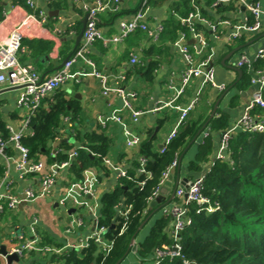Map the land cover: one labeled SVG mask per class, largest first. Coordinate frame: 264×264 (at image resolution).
<instances>
[{
	"label": "crops",
	"instance_id": "obj_1",
	"mask_svg": "<svg viewBox=\"0 0 264 264\" xmlns=\"http://www.w3.org/2000/svg\"><path fill=\"white\" fill-rule=\"evenodd\" d=\"M173 1L167 0L159 6H144L143 0H117L118 11L99 12L96 16L97 26L105 37L117 35L119 33L118 19L130 18L133 13L142 10L143 23L150 28L159 25L163 27L164 21L172 14ZM33 2L32 8L27 0L22 4L14 3L13 0H2L0 42L6 41L12 28L22 24V48L17 55L19 61L22 64L34 66L41 77H49L58 69L65 57L71 56L82 44L81 37L75 47L76 38L83 27V20L95 0H53L50 4L46 0H33ZM247 2L252 1L247 0ZM256 2L264 11V0ZM215 3L213 1L212 5ZM236 3L240 6L236 11L221 15L212 8L209 9L211 18H204L207 22L194 20L202 23L205 28L199 30L206 42L201 51H199L200 40L191 31L188 34L179 32L177 38L166 49L160 46L152 50L151 55L147 57H144L143 53L152 42L158 45L159 39L158 37L152 39L146 31L144 32L147 33V38L142 39L128 35L129 37L121 41H95L89 48V55L96 68L107 76V85L117 86L118 81L115 77L124 75L125 79L121 82V86L129 95L132 108L144 113L134 120L130 111L125 108L121 97L115 93L103 95L98 78L92 75L89 67L77 62L71 66L72 77L60 88L66 91L67 97L77 101L78 114L73 119L67 116L62 120V127L59 129L62 136L54 142L53 147L55 148L60 141H63L62 139L69 140L74 130L85 133L97 129L104 132L110 139L105 159L124 170L135 151L134 147L127 145L128 140L137 137L140 141L149 134L155 148L159 149L158 146L165 144L170 133L174 130L177 132L183 125L180 117L181 110L164 104L181 84V73L188 64L183 52V48L186 47L193 57V64L211 71L213 81L222 87L221 89L213 87L205 82L203 77H196L190 80L184 92L176 100L182 109L192 105L187 118H197L204 123L200 132L198 131L199 134L177 158L179 165L174 172L170 171L160 185L157 195L164 197L166 201L170 198L178 178L179 180L185 178V183H188L202 176L216 160L221 132L229 128L242 115L247 102L256 94L252 91L245 97L240 92L247 90L260 72L264 71L263 68H254V63L260 59L258 54L264 48V23L257 30L238 29V26H250L248 16L251 15L253 20V15L245 8L242 9L243 5L238 1ZM40 12L45 18L44 22L39 15ZM40 42L49 43V49ZM132 56L137 58V62H131ZM242 57L246 59V62L237 65V61ZM142 58L146 62L157 61L151 77H146L142 72L134 70L135 63ZM243 74L246 75L244 78H242ZM261 89L262 87L260 93ZM20 91V86L0 84V117L5 127L13 131L22 125L26 115V110L18 105ZM48 105L49 99H45L42 106L47 108ZM155 107L161 108L151 110ZM213 111V116L210 117ZM222 114L228 119V125L222 130L212 129L209 124L210 118L219 117ZM207 137H210L213 142L212 151L208 155V160L200 163V170L194 171L190 169L189 163L195 160L198 145ZM18 156L19 152L11 142H7L0 153V192H3L5 187H10L20 200L14 209L5 207L0 214V249L7 251L11 247H20L21 244L33 238L32 230L39 238L44 237L46 241H51L45 245L57 248H63L66 244L76 246L85 243L94 227L93 212L88 207L72 205L71 198L66 201L68 205L61 203L67 184L75 181L72 180L74 174L71 166L73 162L78 161L77 158H72L68 166L59 171L56 183L45 196L35 201L25 200L21 204V198L25 197L26 189L33 188L38 191L40 183L37 174L20 177L15 168ZM104 163L111 172L107 177H103L97 187L98 203L101 194L112 188L118 178L117 171L105 161ZM88 168L99 174L95 167L88 166L82 170V177L83 171ZM80 201L91 204L93 197L82 196ZM149 203L147 210H152L153 215L148 220L146 218L129 252L119 264H154V255L142 257L137 252L139 243L148 234L156 217V210L163 205V203H157L149 209ZM73 218L80 220L81 224L79 227H74L66 238L64 229ZM166 231L169 234V225ZM99 249L98 245L97 250ZM63 252L64 250L58 253L25 250L21 255H17V259L7 263L64 264V261L59 258Z\"/></svg>",
	"mask_w": 264,
	"mask_h": 264
},
{
	"label": "trees",
	"instance_id": "obj_2",
	"mask_svg": "<svg viewBox=\"0 0 264 264\" xmlns=\"http://www.w3.org/2000/svg\"><path fill=\"white\" fill-rule=\"evenodd\" d=\"M24 1L13 0L17 4ZM52 1H48V4ZM166 1L147 0L145 5L159 6ZM213 1L215 0H174L171 4L172 14L164 21L158 36V45L152 42L143 56L151 55V51L160 46L166 49L179 32L188 34L190 25L183 22L182 18L187 17L190 12H198L201 17L209 19V9L215 8L222 15L240 8L236 0L212 5ZM248 17L251 25L254 18L252 20L251 15ZM2 18L3 4L0 0V20ZM191 25L195 31L205 29L197 21ZM129 35L132 38H147V33L142 30ZM40 44L49 49V43ZM156 66L157 61L146 62L142 58L135 63L134 70L151 77ZM257 67L264 69V60L258 59L254 63V68ZM245 76L243 74L242 78ZM261 97L264 100V85ZM47 99L48 107L40 105L30 118L32 132H25L21 136V143L28 148L29 157L34 161L44 157L46 163L50 164L69 160V152L75 150L78 161L71 166L74 174L72 180H81L82 170L88 166L98 170L99 181L107 177L111 169L105 165L104 159L110 145L109 137L97 129L85 133L74 130L71 134L73 143L69 142L70 139L60 141L54 148V142L62 136L59 130L62 120L67 116L75 118L79 105L74 98L67 97L66 91L61 88ZM252 113L262 114L263 109L256 107ZM203 123L197 118H186L176 135L162 149L155 148L149 134L140 139L134 147L129 164L125 166V175L118 177L113 187L104 191L99 199L97 224L105 229L102 236L113 241L110 250H97V243L91 240L82 249L64 250L59 257L64 264H115L125 257L130 250L131 239L140 231V224L153 215L152 210H147L148 203L160 187L162 173L198 135ZM209 124L214 130H222L228 125V119L222 114L210 118ZM0 135L4 140L9 137L1 117ZM212 146L210 137L198 145L195 160L189 163L190 169L200 170V163L208 160ZM202 193L218 208L210 213H195L194 205H189L191 223L179 233V255H165L159 259L158 264H264V129L257 132L236 131L232 134L228 141V158L216 159L204 172ZM126 205L131 208L124 215L122 212ZM169 223L170 217L166 214L154 217L148 234L138 245L137 252L140 256L153 255L156 249L166 251L172 248L173 240L166 231ZM108 228L109 231L106 232ZM50 242L40 237L41 245Z\"/></svg>",
	"mask_w": 264,
	"mask_h": 264
},
{
	"label": "built area",
	"instance_id": "obj_3",
	"mask_svg": "<svg viewBox=\"0 0 264 264\" xmlns=\"http://www.w3.org/2000/svg\"><path fill=\"white\" fill-rule=\"evenodd\" d=\"M227 1L230 0H215L216 3ZM236 1L243 5L248 12L252 13L254 18V21L250 26L242 25L238 26V29H259L262 23H264V11L261 10L258 3L247 2V0ZM146 2L147 0H143L144 6ZM27 3L31 6L34 5L33 0H27ZM106 10L117 12V0H95L93 6H91L88 10L87 21L82 34V44L69 57V59L49 77H41L34 66H32L31 64H22L19 61L17 55L22 48V24L12 28L9 32L6 41L0 42V84L8 83L12 86H20L21 91L18 95V105L26 110V115L24 116L22 125L17 130L13 131L7 127L9 132V137L7 140H4L0 135V153L3 151L5 144L7 142H11L19 152V156L15 161V168L20 174V177H24L27 174H37L40 183V189L38 191H35L33 188L26 189L25 200L35 201L37 198L45 196L56 183V178L58 176L59 171L64 167L68 166L70 160L77 156V152L75 150H72L69 152V160L66 161L53 162L49 164L46 163V160L42 157L39 160L34 161L29 157L28 148L21 143L22 134H24L25 132H32L29 126V121L33 113L38 107H40V105H42L43 101L47 97H50L58 88L61 87L63 83L70 80V78L72 77L70 69L73 64L81 62L83 66L89 67L92 75L98 78L100 82L102 94L107 95L109 93H115L120 96L124 102L125 108L130 111V114L132 115L134 120H137V117L144 113V111L134 110L132 108L131 102L129 100V95L121 86V82L125 79L124 75H117L115 77L118 81L117 86L110 87L109 85H107V76L96 68L94 61L89 55V48L97 40H102L105 42L121 41L136 30L146 31L149 37H151L152 39H156L162 31L163 27L159 25L155 28H150L146 23H143L141 21L143 17V11L139 10L133 13L130 18L118 19L117 24L119 28V33L111 37H105L102 34V31L97 26L96 16L99 12H103ZM39 15L42 16V22H44L45 18L43 16V13L40 12ZM196 19L207 22L203 17L199 15L198 12H190L187 17L182 18V21L187 22L190 25L191 33H193L194 36H197L199 38V51H201V49L206 45V42L201 37L199 31H195V29L191 25V23L194 22V20ZM211 27L214 28V25L211 24ZM183 52L188 61V64L181 73V84L177 89L174 90L173 94L167 99L164 105L180 109V117L181 120L184 121L187 118V115L190 109L192 108V105L182 109L176 103V100L184 92L186 85L190 82L191 79L196 77H203V80L208 84L212 85L213 87L221 89L222 86L217 85L213 81L211 71L205 69L204 67H198L193 64V57L190 53H188L186 47L183 48ZM258 56L260 59L264 60V48L260 50ZM131 62H137V58L135 56H132ZM245 62L246 59L242 57L237 61V65H242ZM253 83H258L260 90V88L264 85V71L263 73L260 72V75L253 80ZM256 107L262 108L263 113H252V111H254ZM160 108L161 107H155L151 110H157ZM263 129L264 100L262 99L260 93L252 96V98L247 102L242 115L229 128H226L223 132H221L219 140V149L216 155V159L228 158V141L232 134L236 131L257 132L262 131ZM175 135L176 131L174 130L170 133L165 144L168 143ZM138 142L139 140L136 137L132 140H128L127 145L135 147ZM164 145H162L160 149H162ZM140 160L141 162H143L142 158H140ZM104 161L106 162V164L110 165L117 171L118 177L125 175L124 169L113 165L108 159H104ZM176 165L177 160L173 161L172 164L162 173L160 185L168 177L171 168L175 167ZM140 171H143V168H140ZM99 183L100 181L98 180V173L90 168L85 169L83 171V177L81 180L71 181L67 184V187L64 191V195L62 196L61 200V203L65 205L66 201L71 198L72 205L76 207L85 206L93 212L94 227L92 232L87 237V241L85 243L76 246L66 244V246L63 248H57L55 246L50 245H41L40 238L35 233V231L32 230L33 238L21 244L20 247H11L5 253H2L0 251V264H8L7 256L9 254L16 253L17 255H21V253L25 250L50 253H58L61 250L71 248L79 250L83 247L88 246L91 240L95 241L97 245H99V250H101L102 252H108L112 246L113 241L102 236V232L105 231V229L103 227H99L97 224L99 203L96 199V194ZM202 184L203 175L188 182L187 188L177 187L174 196L171 200V204L162 205V214H166L170 217L169 235L172 238L173 243L171 245L172 248L170 250H155L153 254L154 264H158L159 259L165 255H179V251L181 249V244L179 242V233L183 230L185 226L191 223L189 205H194L195 213H210L218 208L217 205H214L210 201L209 197L202 193ZM157 193L158 190L155 192L154 196H156ZM82 196L93 197V203L88 204L87 202L80 201V197ZM19 201L20 200L14 195L11 188L5 187L4 191L0 192V214L4 211L5 207L9 209H14L19 203ZM130 208V205H126L125 211L122 212V214L126 215ZM80 224V220L75 218L71 219L69 224L64 229L65 237L67 238L68 234L73 230V228L79 227ZM123 227L124 225L122 226L121 230H123Z\"/></svg>",
	"mask_w": 264,
	"mask_h": 264
},
{
	"label": "water",
	"instance_id": "obj_4",
	"mask_svg": "<svg viewBox=\"0 0 264 264\" xmlns=\"http://www.w3.org/2000/svg\"><path fill=\"white\" fill-rule=\"evenodd\" d=\"M242 9H244L243 6H242ZM87 17H88V15H87V16L85 17V19L83 20V27H82L81 31L79 32V34H78V36H77V38H76V44H75V47H76V45L78 44V42L80 41V39H81V37H82V33H83V29H84V25H85V22H86ZM75 47H74V48H75ZM69 56H70V55H68L67 57H65V59L62 61V63L59 65V67H61V66H62V65L68 60ZM59 67H58V68H59ZM235 70L240 71V69H238V68H235ZM252 91L255 92L256 94H260L259 84H258V83H253L252 85H250V87H249L247 90H245V91H241L240 94H241V95H245V97H246L247 95H250V93H252ZM213 113H214V111L211 113L210 117L213 116ZM199 132H200V131H199ZM199 132H198V134H199ZM62 140H63V141H68L67 139H62ZM161 146H162V145H159L158 148H161ZM178 165H179V164L177 163V165H176L175 167L171 168V172H174V169H175ZM185 182H186V179H185V178L180 179V180H179V178H178V179L176 180V182H175V187H174V189H173V191H172V193H171L170 198H169L168 200L165 201V200H164V197H162V196H160V195H156V196H154V197L151 199L150 203H149V204H150L149 209L151 208V206H154V205H156L157 203H163V204H164V203L170 202V201L172 200L173 196H174V193H175V190H176L177 187L187 188V183H185ZM21 200H22V201H21V204H23L24 201H25V197L23 196V197L21 198ZM143 224H144V221L140 224V226H139L138 229H141L142 226H143ZM107 231H109V228L106 229V232H107ZM133 240H134V238L131 239L130 246H131ZM0 251H1L2 253H5V252H6L4 249H0ZM17 258H18V257H17V254H16V253L9 254V255L7 256V261H8V263H10V261H11L12 259H17ZM120 261H121V259L118 260L115 264H119Z\"/></svg>",
	"mask_w": 264,
	"mask_h": 264
},
{
	"label": "rangeland",
	"instance_id": "obj_5",
	"mask_svg": "<svg viewBox=\"0 0 264 264\" xmlns=\"http://www.w3.org/2000/svg\"><path fill=\"white\" fill-rule=\"evenodd\" d=\"M73 141H74V140H73V138L71 137L69 142H70V143H73ZM66 204L68 205V202H66ZM168 204H171V201L165 203V205H168ZM162 210H163V207L161 206L160 208H158V209L156 210L155 215H156V216H160V215H162V213H163ZM5 220H6V217H5Z\"/></svg>",
	"mask_w": 264,
	"mask_h": 264
}]
</instances>
